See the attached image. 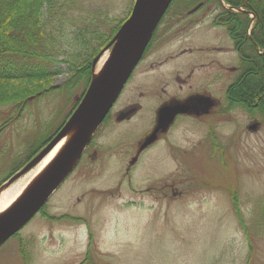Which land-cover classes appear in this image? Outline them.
Segmentation results:
<instances>
[{"label":"rangeland","instance_id":"rangeland-1","mask_svg":"<svg viewBox=\"0 0 264 264\" xmlns=\"http://www.w3.org/2000/svg\"><path fill=\"white\" fill-rule=\"evenodd\" d=\"M134 1L66 0L73 9L56 21L61 29L55 34L67 52L51 60L61 70L50 79L52 90L25 106H0V182L21 162L25 165L31 151L58 129L83 96L84 79L73 76L70 63L79 51L85 55L87 41L83 45L81 40H88L93 49L100 43L97 35L109 34ZM182 3L173 0L172 9ZM198 26L183 36L196 35L198 46H204L200 57L208 58L202 61L235 58L234 52L223 55L205 46L219 34L232 47L224 27L214 28L208 17ZM176 46L177 42L160 43L159 33L117 105L127 103L139 82L137 92H145L141 99L145 109L132 121L114 125L110 118L102 124L43 210L0 247V264H264L263 112L234 106L230 116L213 112L195 119V155L191 150L177 151L182 160L164 152L162 140L133 166L124 155L150 129L160 100L144 90L159 70H148L151 61H160ZM102 52L93 75L110 51ZM171 67L172 63L165 68ZM72 76L75 84L69 86ZM219 84L215 81L212 87ZM255 122L259 127L249 129ZM192 138L175 141L189 146ZM160 180L178 191L160 196Z\"/></svg>","mask_w":264,"mask_h":264},{"label":"flooded vegetation","instance_id":"flooded-vegetation-1","mask_svg":"<svg viewBox=\"0 0 264 264\" xmlns=\"http://www.w3.org/2000/svg\"><path fill=\"white\" fill-rule=\"evenodd\" d=\"M182 1L183 3L178 8L174 6V9H172L173 3L169 6L141 60L143 62L150 56L152 46L157 41L159 33L160 43L164 42L172 45L177 42L173 52L168 53L158 62L151 61L148 69L158 68L159 70L153 75V80L150 81L148 86H145L144 90L148 89L147 91L153 93V97L158 98V100L160 98V100L159 102L156 101L157 105L154 107L150 129L133 143L134 146L125 150L126 152L124 151V155H128L131 166L141 160L142 155L146 154L160 140L164 143V152L166 150L167 154L175 158L174 160H182L179 157V151L191 150L195 155V119L208 116L213 112L230 116L233 106L228 92L229 87L238 79L242 80L246 72L245 68H247L250 61L257 63L253 57L248 56V53L264 54V49L260 48L253 38V27L255 22L261 18L259 12L264 8V0H226L228 6H224L221 0ZM170 11L171 13H169ZM196 15L201 16L197 18ZM247 16L250 17V21L246 29H243ZM206 17L213 21L214 28L217 26L225 28L233 45L232 47L226 45L224 41L220 40L222 35L216 34L214 39L210 40L209 44L207 43L205 46L208 50L223 55L234 52L236 56L232 60L233 63L230 58L225 57L223 60L213 58L202 61L201 59L208 58L200 57L201 49L204 46H198L196 35L195 37L183 36V33H187V31H194ZM224 21H226V24H221ZM170 63H172V69H166V65ZM204 78L206 80H203ZM215 81L220 83L217 89L212 87V83ZM140 84L142 83H135L133 92L128 95L131 96L127 98V103L123 102V105L117 107L123 99L119 96L103 123L110 118H114V125L132 121L140 111L145 109L146 102L141 101L145 92L142 89L141 92H137V87ZM199 87L200 90H195ZM207 102L211 103L209 109L206 106ZM171 107L176 108L177 112L169 125L156 134L155 141L145 145L146 140L158 125L159 110L161 108L172 110ZM130 109H133V112L124 120L119 121L120 114ZM185 136L190 140L192 138L191 145L186 146L175 141L176 138L181 140ZM160 181V196L168 195L169 191H174V193L178 191V189H175L176 187L174 188V184L169 187L167 182ZM174 181L182 180L175 179ZM179 193L183 194V191L180 190Z\"/></svg>","mask_w":264,"mask_h":264},{"label":"trees","instance_id":"trees-1","mask_svg":"<svg viewBox=\"0 0 264 264\" xmlns=\"http://www.w3.org/2000/svg\"><path fill=\"white\" fill-rule=\"evenodd\" d=\"M65 3L66 0H0V106L7 104L25 106L31 98L52 90L50 79L56 77L61 70L51 64V60L67 52L55 34L58 31L59 35L61 29V25L56 26V21L60 22L66 18L67 12L73 9L71 4L65 5ZM64 6L65 13L62 11ZM46 14L48 19L45 17ZM259 14L261 18L254 24L253 38L259 47L264 49V8ZM128 16L129 14L120 21H116L117 25L109 34H98L95 40L100 43L93 49L88 40L85 38L81 40L80 37L82 43L87 41L85 55L81 51L76 52L73 60L75 63L69 61L72 64L73 76L84 79L85 90L92 79V59L112 39ZM48 21L54 23L53 29H50ZM249 21L250 17L247 16L243 29H246ZM221 24L225 25L226 21ZM248 56L253 57L257 63L250 61L245 68L246 72L242 80L238 79L229 87L231 104L233 107L238 104L248 111L258 110L264 113V54L248 53ZM73 76L69 78V86L75 84ZM71 113L72 110L64 122ZM58 129L42 140L38 148L31 151L29 158H32L51 140ZM29 158L24 162H28ZM23 164L21 162L15 169H20ZM14 172L13 169L10 175ZM236 212L242 226L246 228V221L238 206H236Z\"/></svg>","mask_w":264,"mask_h":264},{"label":"water","instance_id":"water-1","mask_svg":"<svg viewBox=\"0 0 264 264\" xmlns=\"http://www.w3.org/2000/svg\"><path fill=\"white\" fill-rule=\"evenodd\" d=\"M171 1L135 0L130 16L106 46V48L112 46L108 58L100 71L93 75L86 93L72 115L46 146L4 183L8 185L14 183L35 167L68 132L73 131L67 144L42 175L10 208L0 215V246L35 216L71 174L86 146L142 58L150 38ZM102 53L93 59V68ZM206 106L209 109L211 103L207 102ZM170 109L172 110L168 108L159 110L158 125L146 140L145 145L152 143L156 139V134L169 125L177 112L174 107ZM132 112L133 109H130L121 113L118 120L125 119ZM256 128L257 124L250 126V129Z\"/></svg>","mask_w":264,"mask_h":264},{"label":"bare ground","instance_id":"bare-ground-1","mask_svg":"<svg viewBox=\"0 0 264 264\" xmlns=\"http://www.w3.org/2000/svg\"><path fill=\"white\" fill-rule=\"evenodd\" d=\"M104 62L96 69L98 73L103 67ZM73 131L68 132L59 143L30 171L17 179L11 185L4 184L0 187V215L10 208L27 189L42 175L45 169L56 158L60 151L71 138Z\"/></svg>","mask_w":264,"mask_h":264}]
</instances>
